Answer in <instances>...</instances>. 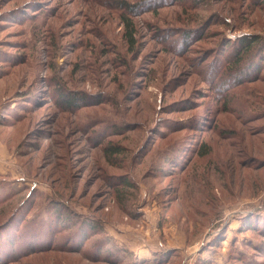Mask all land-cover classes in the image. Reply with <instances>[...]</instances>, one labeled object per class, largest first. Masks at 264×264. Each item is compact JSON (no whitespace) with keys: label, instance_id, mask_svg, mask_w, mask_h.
Segmentation results:
<instances>
[{"label":"rangeland","instance_id":"rangeland-1","mask_svg":"<svg viewBox=\"0 0 264 264\" xmlns=\"http://www.w3.org/2000/svg\"><path fill=\"white\" fill-rule=\"evenodd\" d=\"M249 35L251 0H0V264H264Z\"/></svg>","mask_w":264,"mask_h":264},{"label":"trees","instance_id":"trees-1","mask_svg":"<svg viewBox=\"0 0 264 264\" xmlns=\"http://www.w3.org/2000/svg\"><path fill=\"white\" fill-rule=\"evenodd\" d=\"M251 2L264 13V0H251ZM234 42H236L234 46V43H229L225 45V47L230 46L232 49H234L233 52H235L233 55L235 56L233 61V65L235 66V68L233 69L231 74L233 73L234 76L240 77V80L241 77L244 76V74H246L244 78L251 77L250 74L254 72V68L252 65L255 63L260 65L264 62V38L261 36L249 35L241 40H235ZM241 55L243 57L247 55L249 59L247 65H244V69H240V65L245 61L243 57L241 58ZM237 66L240 70H235ZM242 73L243 75L240 76L239 74ZM233 75H230V77L232 78ZM82 101L83 96L80 97L74 93L66 92L64 95H61V98L60 100H58V103L62 107H64L66 111H71L76 108L75 105L81 103ZM11 242L14 243L15 241L11 240ZM15 243L20 245V239H18V241Z\"/></svg>","mask_w":264,"mask_h":264}]
</instances>
